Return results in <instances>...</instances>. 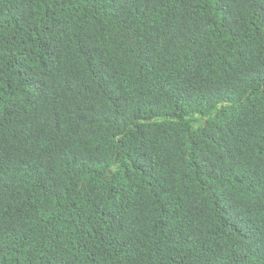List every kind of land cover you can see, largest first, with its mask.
Masks as SVG:
<instances>
[{
	"label": "trees",
	"instance_id": "trees-1",
	"mask_svg": "<svg viewBox=\"0 0 264 264\" xmlns=\"http://www.w3.org/2000/svg\"><path fill=\"white\" fill-rule=\"evenodd\" d=\"M0 264H264V0H0Z\"/></svg>",
	"mask_w": 264,
	"mask_h": 264
}]
</instances>
